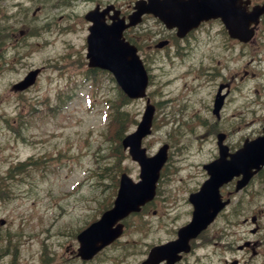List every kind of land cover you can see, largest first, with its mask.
Wrapping results in <instances>:
<instances>
[{
    "label": "rangeland",
    "instance_id": "obj_1",
    "mask_svg": "<svg viewBox=\"0 0 264 264\" xmlns=\"http://www.w3.org/2000/svg\"><path fill=\"white\" fill-rule=\"evenodd\" d=\"M131 1L120 0L119 3L127 8ZM91 5L86 0H74L70 6L41 4L39 1L30 3L27 17L34 26L46 19V32L33 39L31 36L21 38L22 43L17 50L12 49L8 53L0 72V176L3 184L13 190L12 196L0 201V218L7 220L4 226L0 225V232L18 233L11 241L10 251L0 253L5 264H39L44 242L46 251L61 253L67 239L65 227H74L88 220L89 217H80L81 214L89 215L86 212L88 205H94L98 211L103 209L104 203L114 195L116 177L126 172L134 181L139 180L140 167L122 147L117 150L111 123L117 110L125 111L124 135L133 132L141 119L145 102L128 100L119 103L120 90L111 75L88 69L86 49L75 47L71 38L62 40L63 36L77 34L78 31L82 36L86 34V24L81 16ZM39 7L41 12L34 15ZM145 25L151 41L164 34L163 28L160 29L153 20L146 21ZM208 32L215 34L217 26L213 24L210 29L204 28L197 33L196 42L194 38L181 42L184 47L177 52L179 58H172L171 63L166 59L157 61L159 55H152L142 48V56L157 82L156 91L150 92L151 100L160 107L153 131L142 145L148 154H154L163 143L171 146L165 170L170 175L169 181L163 185L158 201L172 207H161L158 215L146 219L151 224L146 225L148 232L139 227L138 216L130 220L127 238L138 241L137 250L150 240L166 236V228H159L163 226L159 216L173 215L177 219L183 216V213L178 214L182 208H178L185 204L189 189L204 178L202 163L218 155L215 129L207 131L206 125L198 126L202 114L212 119L210 104L215 87L213 76L207 70L217 68L221 61L226 63L224 71L228 73L240 61L230 64L233 59L231 52L212 47ZM142 34L140 30L135 38L138 40ZM174 50L170 49L172 55ZM17 54V63L11 64ZM160 54L167 56L166 52ZM258 59L259 53H249L250 70H255L260 76L235 87L221 117V121L229 123L236 117L235 113L239 115L238 123L231 126V132H237L228 133L227 143L231 149L241 145L253 129L256 136L261 134L264 126V86L260 85L264 74ZM10 65L13 67L8 69ZM43 65L46 70L30 92L23 96L13 94L10 84L15 79L30 67ZM176 72L181 78L178 83L172 80ZM255 88L260 90L257 94ZM169 96L174 101L169 103L166 100ZM248 98L253 101L251 106L247 103ZM173 105H186L185 116L173 118ZM252 115L255 126L245 123ZM181 118L189 120L191 128L176 131L182 126H177L181 124ZM223 122L221 128L226 126ZM13 123L15 131L9 127ZM194 138L198 140L197 148L191 143ZM202 145L205 150L197 153V157L196 151ZM29 158L40 162L21 165ZM11 166L14 168L12 173L29 167L32 169L17 174L10 185ZM254 190L241 194L242 207L247 215L262 210L264 174L255 183ZM93 198L94 203L90 202ZM93 214L98 213L91 212L90 216ZM151 226L154 231L150 230ZM261 226L264 229L263 218ZM7 244L5 240L0 241V248H6ZM14 248L17 249L16 255L12 253Z\"/></svg>",
    "mask_w": 264,
    "mask_h": 264
},
{
    "label": "flooded vegetation",
    "instance_id": "obj_2",
    "mask_svg": "<svg viewBox=\"0 0 264 264\" xmlns=\"http://www.w3.org/2000/svg\"><path fill=\"white\" fill-rule=\"evenodd\" d=\"M27 2L34 0H25ZM42 3L46 0H40ZM96 6H100L104 10L109 6H117L116 4L120 0H96ZM113 4V5H111ZM258 6H264V0H229L228 2V17L236 21L245 17L243 14L252 12ZM130 8V5H129ZM121 16L125 17L129 14L125 10H121ZM104 15L105 20L110 22L111 13L107 11ZM257 24L252 23L250 27L254 28V36L250 41L243 43L237 38L230 37L228 31L223 26L220 19H211L208 22L201 23L197 29L190 32L184 40L189 41L194 35V32L203 31L204 28L210 29L212 24L217 26L218 33L211 35L208 34L210 42L213 43L212 47L222 49L223 52L228 49L233 55H240V64L234 67V71H223L224 68L212 71L214 75L215 84L214 87L216 94H218L221 86L224 89L221 91V95H225V100L231 95L234 87L241 83L251 82V78H258L260 75L255 70H250L249 53H259L258 62L262 64V73L264 74V12L259 15ZM246 19V17H245ZM21 25V28H20ZM133 27L126 29L125 36L129 38ZM166 30V29H165ZM171 33L165 35L169 40V46L178 50L179 45L175 42L180 41L176 37L175 30H169ZM32 33V20L27 16L19 20V0H0V49L4 47H12L14 50L18 49L20 43V37H27ZM164 36V35H163ZM131 39V38H129ZM218 39V41H216ZM132 40V39H131ZM196 42L197 39L195 38ZM132 42L139 45L140 42L135 39ZM153 43V42H152ZM214 43H217L214 44ZM154 45V43H153ZM152 44L149 47H155ZM239 48L240 53L235 52L234 49ZM220 63V62H219ZM234 83L233 89L232 84ZM260 85L264 86V81H261ZM260 90L255 88L257 94ZM264 165L259 169V177L256 175L252 180H259L263 177ZM252 182V181H251ZM257 182V181H256ZM255 182V183H256ZM251 187V192H255ZM232 185L223 190L224 198L231 197V202L224 208L215 218L213 223L204 230L199 236L193 238L189 242L188 249H182L170 257L161 259L157 257L155 259H149V250L154 245H160L170 242L177 237L178 229L187 224L193 213V207L179 219L177 216H159L162 219L163 226L159 228H166L168 236L161 238L160 240L152 243L145 244L140 252H137L139 247L137 240H132L129 246L125 239V234L128 230L129 223L126 221L127 228L124 232V236L114 242L110 246L106 247L100 255H96L93 259H82L75 252V248L72 251V255L68 258L61 256V264H101L104 262V255L109 256L115 264H264V229L261 226V218L263 217L264 227V203L262 204V212L257 215H252L250 218H243L242 209L237 205L240 201L235 193L231 189ZM164 207L162 205H148L144 208V212L141 214L143 219L150 217L151 215H158V208ZM133 216V215H132ZM256 216V219L253 218ZM151 225L147 220L141 221V229L148 232L146 225ZM171 226V227H170ZM152 229V228H151ZM150 229V230H151ZM165 232V234H166ZM124 243V244H123ZM136 257V258H135ZM109 262H105L108 264ZM42 264H51V262L45 261Z\"/></svg>",
    "mask_w": 264,
    "mask_h": 264
},
{
    "label": "water",
    "instance_id": "obj_3",
    "mask_svg": "<svg viewBox=\"0 0 264 264\" xmlns=\"http://www.w3.org/2000/svg\"><path fill=\"white\" fill-rule=\"evenodd\" d=\"M156 6L157 3L153 0L150 7L142 6L139 13L154 12L157 14ZM259 13H255L254 16L258 17ZM250 16L246 20V27L248 23L255 20L252 14ZM119 34L121 35L120 32ZM118 37L119 35H113V38L117 39ZM118 44L116 43L115 47H105L99 41L90 45L89 57L92 64L102 65L111 69L123 89L131 97L144 96L147 85L146 73L136 59L130 61L124 59L125 50L122 47H117ZM126 53L129 56V52L126 51ZM32 80L33 76H30L18 88L28 86L32 83ZM153 114L154 107L149 105L137 131L123 140L124 147H131L130 152L133 159L137 160L141 166L140 177L142 180L139 183H134L128 175L122 174L120 189L114 207L106 211L98 222L92 224L79 235V239L82 242L80 251L84 256L89 253L92 255L101 247L113 241L120 233L119 227L113 228L114 224L129 213L139 211V207L153 199L155 195L156 182L159 178L160 170L166 161L168 146H163L154 157H147L146 150L141 147L143 137L151 132ZM225 156L226 153L221 148V158L207 166L212 177L202 186L198 193L191 196L190 200L195 205L194 218L191 223L180 230V241L189 233L203 229L219 211L221 204L217 203V197L214 194L223 182L254 165L258 164L259 167L264 164V136L263 138H257L250 144H246L243 149L231 155V160L226 161ZM173 244L167 245L166 250L168 251L170 248L173 251L177 247V244L171 247Z\"/></svg>",
    "mask_w": 264,
    "mask_h": 264
},
{
    "label": "trees",
    "instance_id": "obj_4",
    "mask_svg": "<svg viewBox=\"0 0 264 264\" xmlns=\"http://www.w3.org/2000/svg\"><path fill=\"white\" fill-rule=\"evenodd\" d=\"M119 116V115H118ZM121 118H120V120H119V118H117V121L116 122H118V124H116V125H118V127H119V124L121 123ZM121 129V128H120ZM116 132H118V131H116Z\"/></svg>",
    "mask_w": 264,
    "mask_h": 264
},
{
    "label": "bare ground",
    "instance_id": "obj_5",
    "mask_svg": "<svg viewBox=\"0 0 264 264\" xmlns=\"http://www.w3.org/2000/svg\"><path fill=\"white\" fill-rule=\"evenodd\" d=\"M203 113V112H202Z\"/></svg>",
    "mask_w": 264,
    "mask_h": 264
}]
</instances>
